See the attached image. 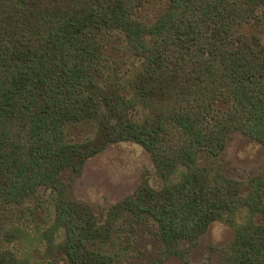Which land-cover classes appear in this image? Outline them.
Instances as JSON below:
<instances>
[{
	"label": "trees",
	"instance_id": "16d2710c",
	"mask_svg": "<svg viewBox=\"0 0 264 264\" xmlns=\"http://www.w3.org/2000/svg\"><path fill=\"white\" fill-rule=\"evenodd\" d=\"M154 3L163 10L145 19ZM109 34L133 56L123 72L109 69ZM81 126L93 136L71 142ZM234 130L264 146V0H0V206L46 192L44 235L70 264L114 260L61 174L120 140L150 151L164 183L117 206L157 222L166 251L244 212L230 262L264 264V174L241 181L208 163ZM0 264L41 263L5 248Z\"/></svg>",
	"mask_w": 264,
	"mask_h": 264
},
{
	"label": "rangeland",
	"instance_id": "374dc122",
	"mask_svg": "<svg viewBox=\"0 0 264 264\" xmlns=\"http://www.w3.org/2000/svg\"><path fill=\"white\" fill-rule=\"evenodd\" d=\"M163 8V3L149 4L140 13L145 19L154 20ZM243 30L247 34L253 31L250 26ZM104 42L110 71L117 66L123 72L133 56L125 48L122 36L105 35ZM91 136L92 127H72L69 140L81 142ZM208 163L227 176L251 182L264 174V146L234 130L224 153ZM61 178L68 196L91 208L98 225L103 227L107 239L101 249L113 257L114 264H231L229 246L245 220L244 212L232 221L212 222L195 240L181 241L175 251L168 252L159 237L157 222L138 218L117 206L140 187L159 189L164 183L154 156L142 145L127 140L110 142L86 159L80 171L66 169ZM51 206L43 190L20 208L0 206V249H11L19 257L41 264H70L44 235L53 223ZM15 228L19 232L15 238L10 237L9 232Z\"/></svg>",
	"mask_w": 264,
	"mask_h": 264
}]
</instances>
